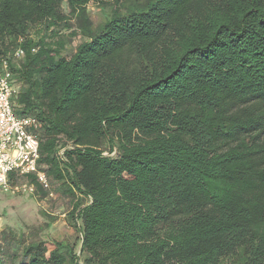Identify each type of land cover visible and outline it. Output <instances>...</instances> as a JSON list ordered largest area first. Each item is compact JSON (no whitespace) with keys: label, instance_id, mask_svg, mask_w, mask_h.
Returning a JSON list of instances; mask_svg holds the SVG:
<instances>
[{"label":"trees","instance_id":"obj_1","mask_svg":"<svg viewBox=\"0 0 264 264\" xmlns=\"http://www.w3.org/2000/svg\"><path fill=\"white\" fill-rule=\"evenodd\" d=\"M17 48L49 188L9 179L69 198L80 249L2 234L0 264H264V0H0Z\"/></svg>","mask_w":264,"mask_h":264},{"label":"rangeland","instance_id":"obj_2","mask_svg":"<svg viewBox=\"0 0 264 264\" xmlns=\"http://www.w3.org/2000/svg\"><path fill=\"white\" fill-rule=\"evenodd\" d=\"M62 9L67 15L69 11L66 4H63ZM110 10L111 7H102L97 3L87 6L94 27L107 19ZM72 24H75L74 21ZM82 41L79 36L67 40L64 55L69 57ZM52 191L45 198L24 193L0 195V244L2 234L7 238L14 234L22 236L27 243L35 240L65 242L75 246L79 254L80 236L70 227L66 216L71 208L69 198L60 196L54 188Z\"/></svg>","mask_w":264,"mask_h":264},{"label":"built area","instance_id":"obj_3","mask_svg":"<svg viewBox=\"0 0 264 264\" xmlns=\"http://www.w3.org/2000/svg\"><path fill=\"white\" fill-rule=\"evenodd\" d=\"M23 56L24 51L17 48L11 56L0 61V195H34L33 185L21 182L12 184L10 174L18 178L34 174L45 189L49 188L47 176L38 171L39 124L30 117H17L12 105L17 88L10 61Z\"/></svg>","mask_w":264,"mask_h":264}]
</instances>
